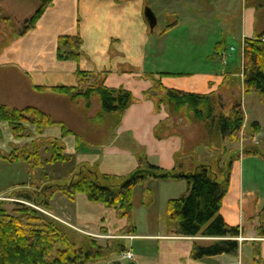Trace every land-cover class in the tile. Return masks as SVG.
Wrapping results in <instances>:
<instances>
[{"label":"crops","instance_id":"crops-1","mask_svg":"<svg viewBox=\"0 0 264 264\" xmlns=\"http://www.w3.org/2000/svg\"><path fill=\"white\" fill-rule=\"evenodd\" d=\"M183 1L188 0H53L35 26L22 34V26L38 9L40 0H0V105L17 109L40 108L73 129L71 117H59L52 112L56 101L63 103L66 97L40 92L38 87L75 85L77 69L94 73L107 72L104 81L106 87H123L134 98L111 138V133L108 135L104 130L100 132L101 137L94 139L87 138V131L77 132L81 141L76 148L75 137L67 135L61 138L57 126L46 128L41 136L45 139L61 138L67 150L71 142L69 137H72L70 152L71 157L78 158L77 166L95 165L101 173L107 175L130 174L137 168V157L140 154L145 155L149 164L166 170L174 167L176 155L182 153L188 155L193 152L201 162L209 161L213 150L199 146V126L188 123L183 117L177 120L178 129L175 134H164L162 138H156L154 129L167 114L162 106L157 108L152 100L144 97V93L152 87V79L146 75H153L168 88L200 94L214 93L220 109L223 108L220 104L222 99L229 108L236 101L237 91L233 78H236V71L241 67V55L239 64L231 62L223 65L215 54L214 42L209 47L206 34L208 29L205 27L191 24L184 35L173 34L182 20L178 6ZM193 1L196 9L188 7L184 10L194 23L199 17L207 20L213 16L217 0ZM233 2L231 0L227 4L226 10L228 12L236 5L238 28L234 30L228 21L226 26L230 27H226V32L233 34L241 43L243 39L261 32L264 27L256 25L255 10L246 6L244 0ZM145 7L153 11L156 21L158 12L162 17L163 27L159 31L155 32L157 22L153 30L148 27L143 15ZM5 17L9 21H4ZM168 25L172 26L166 30ZM75 34H79L82 39L79 61L57 59L58 38ZM171 41L176 43L175 49L178 50L179 57L175 61L167 59V54H173L168 46ZM99 108L98 100L93 99L91 114L87 116H93ZM220 111L226 114L225 110ZM87 116L81 114L79 121L88 123ZM253 122L260 125L259 134L252 137L249 135L251 124L247 128L244 117L238 143L226 141V146L239 152L240 156L232 164L229 188L223 198L220 215L228 225L243 227V233L238 238L240 245L237 254L193 260L190 257L193 243L207 245L213 238L171 236L165 222L158 228L150 224L146 232H141L135 225L136 235L119 236L130 241V249L127 251L132 254L133 263L255 264L256 243H259L261 257L264 259V238L257 234L261 223L259 213L264 208V150L261 147L264 142V125L257 120ZM246 138L253 142L256 140V145L253 143L251 147H257L260 155L242 154L243 147L250 145L243 143ZM173 181L182 180L168 182ZM183 182L169 183L165 200L178 197L174 191L177 184L184 194L186 185H179ZM21 184L17 182L15 185L19 187ZM6 189L9 188L0 186V195L6 193ZM50 206V215L55 219L91 235L106 233L107 239L119 235L127 224V220L118 217L113 209L92 203L83 194L68 199L56 193ZM137 241L150 245L152 250L134 252L132 244Z\"/></svg>","mask_w":264,"mask_h":264},{"label":"trees","instance_id":"trees-1","mask_svg":"<svg viewBox=\"0 0 264 264\" xmlns=\"http://www.w3.org/2000/svg\"><path fill=\"white\" fill-rule=\"evenodd\" d=\"M52 1L40 0L38 9L22 26V34L35 26ZM244 3L255 10L256 25L258 16H261L264 23V0H244ZM3 20L7 22L9 18L5 17ZM170 26L172 25H168L166 30ZM263 38L264 29L240 43L241 81L237 82L245 95L258 94L264 99ZM81 45L79 34L60 36L57 59L79 61ZM223 49V44L218 43L215 54L220 56ZM106 74L107 72L94 73L77 69L75 85L39 86L38 91L51 92L82 103L83 112L91 108L93 99H97L99 110L93 116H87L86 120L103 128L100 130L109 133L108 135L111 133V138L134 98L123 87H106ZM146 76L152 79V87L144 93V97L152 100L157 108L162 106L167 114L155 127L154 136L162 138L164 134H175L178 129L177 120L183 117L188 123L199 126L201 137L198 143L199 146L213 150L210 160L201 162L193 152L188 155L182 153L176 155L174 167L166 170L149 164L145 155L140 154L137 157V168L126 176L103 174L95 165L80 164L65 180L51 181L42 187L34 186L31 191L27 189V184H21L18 187L20 189L15 191V199L10 201L13 206L11 213L4 208L7 203L0 200V264H96L111 253H125L128 249L124 238H109L100 243L52 217L50 201L56 193L68 199L83 194L90 202L113 209L118 217L127 220L120 236H134L136 228L131 222L132 193L135 187H140L151 197V192L145 186L151 179L185 181L186 192L168 201L165 222L171 236L213 238L207 245L193 243L190 252L193 260L237 254L240 245L238 238L243 233V227L228 225L220 215V208L229 188L232 164L240 156L239 152L226 146V141L238 143L244 122L241 101L236 100L229 114H224L218 108V98L214 93L200 94L168 88L153 75ZM3 122L8 123L14 139L30 136L28 127H33L38 139L50 146L49 150L45 148L49 157L44 160L34 142L33 153L25 157L20 155L24 151L20 152L18 149L9 155H0L1 159L10 164L23 161L36 169L42 168L43 164L71 162L72 157L65 154L61 138L73 135L76 148L81 141L77 131L67 123L36 107L17 109L0 105V124ZM54 126L59 127L61 138H42L43 131ZM260 129L257 122L251 123L249 135L252 137L259 134ZM242 154L260 155V152L257 147L246 145ZM259 214L261 223L257 234L264 238V208ZM260 253V245L256 243L255 264H264ZM113 264L135 263L117 261Z\"/></svg>","mask_w":264,"mask_h":264},{"label":"rangeland","instance_id":"rangeland-1","mask_svg":"<svg viewBox=\"0 0 264 264\" xmlns=\"http://www.w3.org/2000/svg\"><path fill=\"white\" fill-rule=\"evenodd\" d=\"M233 4L235 3V0H233ZM237 1V0H236ZM231 2V0H217L214 4V10H213V16L209 19H204L203 17H199L197 19V22L194 23V20H192L191 16H189L184 9H187L190 7L191 9H196L195 7V1L188 0L180 2L178 6L180 10V14H182V20L180 21L179 26L174 30L173 34L179 36L184 35L187 33L188 29H190L191 24H195L198 27H205L208 29L206 34L208 35V41H209V47L214 42L215 45H217V42H221L224 46L223 52L224 55L227 57V63L229 64L231 62L238 63L241 55V47L238 38H236L233 34H229L226 32L230 25L227 22L230 21V24L233 26L234 30H237L238 28V17H237V11L236 5L227 12V4ZM240 2V1H239ZM146 8V7H145ZM156 13L157 11L154 10ZM228 13V14H227ZM157 14V13H156ZM225 14V15H224ZM260 15V14H259ZM261 16H258L257 21L258 25L262 26L264 23L261 21ZM170 19L167 20V22ZM262 22V23H261ZM163 19L159 15L157 16V26L155 27V32L159 31L161 27H163ZM165 26V23H164ZM166 28V27H165ZM164 29V28H163ZM202 34L203 32L200 31ZM211 43V44H210ZM242 43V42H241ZM176 43H169V49L170 53L173 54H167V59L175 61L178 59V50L175 49ZM214 45V46H215ZM174 51V52H173ZM181 55V54H180ZM182 57V56H181ZM236 78H233L235 80L233 82L234 88L237 91L236 100L241 101L242 110L244 112L245 117V125L248 128L251 122L257 120L261 124L264 125V99L258 95V94H248L245 95L241 86L238 84L237 80L241 81V73L239 70L236 71ZM244 97V98H243ZM234 98V99H235ZM66 101L63 103L57 102L55 103V106L52 109V112H55L56 115L61 117V115L64 118H72L73 123L71 124L73 129L77 132L87 131L86 133L89 135L87 136L94 139V137H101V130L100 128H97L95 124L91 122H80L79 116L84 113L86 116L88 114H91V110H87L86 112H83L82 110V103H76L75 101H70L68 98H65ZM68 99V100H67ZM232 99V101L234 100ZM70 104H68V102ZM243 103V104H242ZM220 104H222L223 108L222 110H225L226 114H229L231 106L229 108V105L226 104L225 100L222 99L220 101ZM232 104V103H231ZM230 104V105H231ZM47 108V107H46ZM220 109V106H218ZM66 109V110H64ZM220 109V110H221ZM76 117V118H75ZM70 124V123H69ZM84 124V125H83ZM86 124V125H85ZM9 125L6 122H3L0 124V155H9L14 151L15 149H18L20 152H22L20 155L22 157L27 156V154H32V144L33 142L38 145V150L40 153V156L42 159H46L49 157V153L45 151V148L49 150L50 146H47V144H44L43 141H40L38 139V136L34 132L33 127H28L29 131L31 132L30 136L24 137L22 139H14L10 133ZM99 132V133H98ZM43 138V137H42ZM71 139V142L69 143V150L65 148V154L71 155V148L73 146V138L69 137ZM68 139V140H69ZM258 140H260L257 137ZM243 143H249L250 145H254L253 141L246 138L244 139ZM256 145V144H255ZM262 149L264 150V142L261 144ZM1 159V158H0ZM34 162V160L32 161ZM78 164V158L72 156V161L67 163H55V164H43L42 168H36L32 169L28 163L26 162H16L13 164L3 162L0 160V186L1 187H7L9 189H6V193L0 195V200L6 202L7 204L4 205V208L11 213L13 206L10 204V201H13L15 199V191L19 190L18 186L15 184L17 182H21L22 184H27V189H32L34 186H43L45 184H48L51 181H60L65 180L71 176V174L74 172ZM164 180H155L151 179L147 182L145 185L149 192H151V197L147 196L143 189L140 187H135L132 193V225L138 226L141 232H146V227H149L150 224H152L155 228H158L159 226H163L165 224V218H166V210H167V204L169 200H165L166 194L169 191V183H181L182 181H173L168 182ZM186 185L185 181L182 184L179 185ZM176 185V184H172ZM178 185V184H177ZM174 186V191L176 193V197L182 194V190H180V186ZM32 187V188H31ZM31 191V190H30ZM78 231V233H81L85 236H89L91 238L97 239L100 243H103L107 238V234L100 232V234L97 235H91L89 233L82 232L78 229H75ZM120 235H115L114 238H119ZM125 245L127 249H130V241L125 240ZM133 248L132 250L134 252L145 250V252H149L152 250V247L150 245H143L142 242L137 241L135 244H132ZM261 252V250H260ZM262 253H260L261 257ZM262 258V257H261ZM120 261L121 263H127L129 260L123 259L122 254L117 253H111L109 256L102 261L97 262L96 264H113L114 262ZM264 262V259H262Z\"/></svg>","mask_w":264,"mask_h":264},{"label":"water","instance_id":"water-1","mask_svg":"<svg viewBox=\"0 0 264 264\" xmlns=\"http://www.w3.org/2000/svg\"><path fill=\"white\" fill-rule=\"evenodd\" d=\"M143 15L148 24V27L153 30L157 22L156 16L154 15L153 11L149 7H146L144 8Z\"/></svg>","mask_w":264,"mask_h":264},{"label":"built area","instance_id":"built-area-1","mask_svg":"<svg viewBox=\"0 0 264 264\" xmlns=\"http://www.w3.org/2000/svg\"><path fill=\"white\" fill-rule=\"evenodd\" d=\"M262 41L264 42V38L262 39ZM226 58L227 57L224 55V52L222 51L220 53L219 59L223 65H226V63H227ZM255 142H256V140L254 139V144H256ZM122 258L131 261L132 260V254L129 251H126L125 253L122 254Z\"/></svg>","mask_w":264,"mask_h":264}]
</instances>
